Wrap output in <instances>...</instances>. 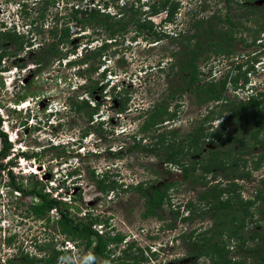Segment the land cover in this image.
I'll use <instances>...</instances> for the list:
<instances>
[{
	"label": "rangeland",
	"instance_id": "obj_1",
	"mask_svg": "<svg viewBox=\"0 0 264 264\" xmlns=\"http://www.w3.org/2000/svg\"><path fill=\"white\" fill-rule=\"evenodd\" d=\"M122 1L133 0L93 2L102 11L114 14L117 12L116 5ZM150 1L136 0L134 6L138 7L139 12L135 16L150 19L157 26L155 30L163 29L168 34L186 29L192 14L201 16L228 12L232 18L229 25L234 23L237 37L242 34L249 42L251 32L245 31L244 26L254 29L261 22L258 15L260 10L256 14L245 12L243 4H248L245 0L241 1L242 4L233 2L228 5L224 0H170L171 7L173 2L177 3V7L167 21L164 12L146 15ZM89 2L58 0L48 9V18L44 21L39 17L43 0H0V29L15 30L32 41L29 49L24 43L21 51H15L14 44L10 42L6 44V52L0 47V115L3 131L12 143L10 155L0 162L10 169L15 182L29 184V181L38 179L52 196L59 192L56 197L63 200L60 207L68 206L72 216L84 217L86 221L97 219L94 226L98 232L123 234L124 240L118 246L110 245V258L126 255L139 260V264H181L190 258L184 256L188 236L180 237L178 234L194 231L195 236L209 226L211 219L195 215L201 207L200 203H196L198 188L183 181L177 167L165 166L155 152L143 149L153 140L151 134L161 132L163 128L156 132H139L143 122L140 115L156 103L165 101L170 92L172 78L167 72L174 44L168 38L151 42L146 32L136 35L133 23L129 24L125 36L117 37L116 42H109L102 30L94 33L71 24L73 44H61L59 48L67 52L71 45L76 44L75 53L67 52L66 57L59 60L52 58L42 68L38 67L40 64L33 57L41 50L43 40L48 39L46 44L50 41L46 38V31L50 28L54 13L67 14L66 6L82 8ZM249 4L262 6L264 0H252ZM247 17H252V21H247ZM43 22L44 26L41 27ZM82 33L84 35L80 36ZM257 36L260 39L252 45L236 42L233 46L235 53L231 57L211 56L204 60V56H201L198 60L204 76H209L207 78L213 76L217 79L223 74L240 77V87L233 89L228 85L226 94L229 97L236 95L246 99L249 94L264 91V32L259 31ZM104 41L109 42L104 54L92 61L90 59L93 65L99 64V68L91 73L89 79L81 76L79 71L84 72L86 64L82 68L75 61L86 50H94ZM68 59L73 60L74 64H67ZM237 62L240 68L235 67ZM94 82H98V88L90 98L85 88ZM123 85L129 92L126 94L129 98L128 109L120 114L118 102L111 92ZM82 97L88 98L91 106H98L91 121L85 111L77 112L71 108V101ZM175 102L171 101L170 109H173ZM180 103L178 117L169 123V127L178 129L182 134L199 122L208 108L207 105H198L187 94ZM212 110L211 119L204 125L222 129L220 121L228 112L220 115V107L214 104ZM232 127L230 125L229 130L226 128L223 132L233 133L230 130ZM258 150L264 151V146L257 150L254 148L246 157L250 159L256 156ZM247 164L251 166L250 162ZM106 171L109 175H103ZM92 174L96 178H92ZM261 175H264V161L254 171L255 179L239 180L240 183L244 182L243 196L254 194L257 178ZM97 178H102V184L111 186L110 190L101 191ZM141 180H148L143 185L144 189L151 183L161 184L163 180L176 182L169 190L170 200L160 209V217L142 216L143 198L134 189ZM8 182L6 169H0V264H8L6 260L10 257L19 262L16 255L20 252L34 258L24 264H43L41 257L47 254L53 257L51 264H111L100 256L93 263L91 248L86 249L82 243L77 246L73 241L65 240L58 230V214L55 211L49 212V220L30 214L28 206L33 198L17 192ZM73 195L77 200H72ZM189 200L193 202V214L186 207ZM182 216L190 218L183 221ZM252 227L246 226L244 232ZM225 242L222 253L229 258L228 264H248L243 257L244 252L236 251L239 242L231 239ZM128 243H132V247L121 251ZM54 248L56 253L52 252ZM199 262L210 264L211 259L202 256Z\"/></svg>",
	"mask_w": 264,
	"mask_h": 264
},
{
	"label": "trees",
	"instance_id": "obj_2",
	"mask_svg": "<svg viewBox=\"0 0 264 264\" xmlns=\"http://www.w3.org/2000/svg\"><path fill=\"white\" fill-rule=\"evenodd\" d=\"M90 1L82 8L66 6L68 10L66 15L54 13L50 28L46 31L48 35L46 38H49L50 41L46 44L48 39L43 40L39 48L41 50H38L37 54L33 56L40 64L38 67L42 68L49 64L52 58L58 60L65 58L67 52L75 53L76 44L71 45L67 52H62L61 47L59 48L61 44L62 46L73 44V39L70 37L71 24L79 26L84 31L91 30L94 33L102 30L109 42H116L117 37L125 36L130 23L135 25L136 35L146 32L151 37V42L168 38L169 42L175 46L171 52L170 67L167 72V75L172 78L169 86L170 92L165 101L156 103L140 115L143 122L139 126V132L147 130L156 132L159 128H163L161 132L151 134L153 140L151 139L143 149L155 152L165 166L177 167L181 171L183 181H187L195 189L198 188L196 203H200L201 207L199 213L195 215L208 216L211 219L209 226L200 230L195 236H193L194 231L189 233L182 231L178 234L180 237L188 236L186 239L187 252L184 256L190 258L181 264H201L199 258L202 256L209 257L210 264H228L229 258L222 252L225 241L230 239L239 242L236 244L237 247L235 246L236 251L244 252L243 257L248 264H264V175L257 178V186L254 189V194L250 197L242 195L244 182H239V180L251 181L255 179L253 173L260 168L264 161V151L260 150L257 151L256 156H252L250 159L246 157L253 152L254 148L257 150L264 146V91L249 94L246 99L238 98L236 95L229 97L226 94L228 85L237 89L240 87L238 86L240 77L223 74L217 79L213 76L207 78L209 76H204L205 74L198 64L201 56H204V60L210 59L211 56L231 57L235 53L233 46L236 42H244V45L248 46L260 39L257 35L259 31L264 32V5L249 4L252 0H245L248 4H243L245 12L250 14H256L260 10L258 15H260L261 22L258 27L251 29L248 25L244 26L245 31L251 32L249 33L251 40L247 42L242 34L237 37L233 22L229 25L232 18L228 12L201 16L192 14L186 29L168 34L163 29L162 31L155 30L157 26L150 19H146V17L141 19L135 16L139 12L138 7L134 6L136 0L122 1L120 5H116L117 12L114 14L102 11L101 7H97L93 2L94 0ZM224 1L227 5L233 2L243 3L242 0ZM57 2L58 0H43V10L39 17L45 21L48 18V9ZM170 4V0H152L148 2L146 15L164 12L165 20H170L175 13L177 3L173 2V8ZM245 19L252 21V17ZM43 24L44 22L41 27L44 26ZM238 32L240 33V31ZM82 35L84 33L80 36ZM134 38L135 36H133ZM30 39L24 38L15 30L0 29V47L4 49V52L7 51L6 44L9 42L14 44L15 51L23 50L24 43L29 49L32 45ZM109 42H102L94 50H86L82 53V57L75 61L82 68L86 64V67L83 68L85 71H79L81 76L84 75L89 79L91 73L97 71L99 64L93 65L91 61L104 54ZM43 45L45 46L42 47ZM67 64H74V61L68 59ZM235 67L240 68V64L237 62ZM0 71H2L1 68ZM101 75L105 76V74ZM97 83L94 82L85 88V92L90 98L93 97V91L98 88ZM126 89L123 85L119 90L114 88L111 92L118 102L120 114L128 109L129 98L126 94L129 92ZM185 94L193 98L198 105H207L208 109L207 113L203 114L201 120L190 130L179 134L178 129L169 127V123L178 117V107ZM172 100H176V102L173 109H170L169 105ZM209 103H212V106L208 105ZM213 104L220 107V115L225 111L228 112L220 121L222 129H218V126L213 128V126L204 125L211 119L210 113L213 111ZM71 105V108L77 112L85 111L89 121L98 109L97 104L91 106L89 99L84 97L72 100ZM2 122L3 119L0 115V160L8 157L12 148L11 141L8 140L2 129ZM230 125H233L230 129L233 133L223 132V129L228 128L229 130ZM231 143L233 144L231 145ZM133 144L136 146L135 142ZM247 162L251 163L250 167ZM0 169H6L10 186L17 192L30 195L33 198L28 206L30 214L49 220V212L55 211L58 214L56 223L59 225V232L65 236V240H71L77 246L82 243L86 249L91 248L90 255L93 263L98 256L111 264L140 263L139 260L126 255L110 258V245L118 246L124 240L123 234L120 232L112 235L99 233L94 226L97 219L86 221L84 217L72 216L68 206L60 207L63 200L56 197L59 192L52 196L44 190L45 184L41 180H31L29 184L17 183L15 176L3 162H0ZM104 174L109 175L107 171ZM92 178H96V176L92 174ZM96 182L103 192H107L111 188V186L102 184V178H97ZM146 182L148 180H141L134 186V189L139 191L143 198L142 216L160 217V209L170 200L169 190L176 182L163 180L161 184L151 183L147 189H144L143 185ZM72 200H77L75 195L72 196ZM192 205L191 200L187 201L186 207L190 209L191 214H193ZM189 218L190 216H182L181 219L184 221ZM246 226L253 227L244 232ZM132 245V243L126 244L121 251L125 252ZM52 252L56 253L55 248ZM16 256L20 260H18L19 262L12 257L6 260L7 263L21 264L24 261V264L34 260L33 257L29 258L27 254L21 252ZM52 258L50 254L41 257L43 264H51Z\"/></svg>",
	"mask_w": 264,
	"mask_h": 264
},
{
	"label": "clouds",
	"instance_id": "obj_3",
	"mask_svg": "<svg viewBox=\"0 0 264 264\" xmlns=\"http://www.w3.org/2000/svg\"><path fill=\"white\" fill-rule=\"evenodd\" d=\"M3 129V128H2ZM63 242H64V240H63ZM63 244V243H62ZM63 246H65V245H63ZM10 258H12V257H10Z\"/></svg>",
	"mask_w": 264,
	"mask_h": 264
},
{
	"label": "built area",
	"instance_id": "obj_4",
	"mask_svg": "<svg viewBox=\"0 0 264 264\" xmlns=\"http://www.w3.org/2000/svg\"><path fill=\"white\" fill-rule=\"evenodd\" d=\"M99 233H101V232H99Z\"/></svg>",
	"mask_w": 264,
	"mask_h": 264
}]
</instances>
